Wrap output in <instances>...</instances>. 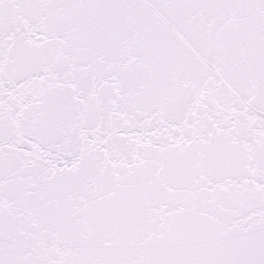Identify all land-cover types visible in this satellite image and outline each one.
<instances>
[{
  "label": "snow or ice",
  "instance_id": "obj_1",
  "mask_svg": "<svg viewBox=\"0 0 264 264\" xmlns=\"http://www.w3.org/2000/svg\"><path fill=\"white\" fill-rule=\"evenodd\" d=\"M0 264H264V0H0Z\"/></svg>",
  "mask_w": 264,
  "mask_h": 264
}]
</instances>
